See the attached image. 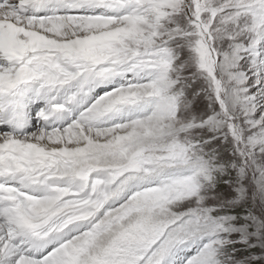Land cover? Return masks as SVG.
<instances>
[{
  "label": "snow or ice",
  "instance_id": "6c2138e0",
  "mask_svg": "<svg viewBox=\"0 0 264 264\" xmlns=\"http://www.w3.org/2000/svg\"><path fill=\"white\" fill-rule=\"evenodd\" d=\"M0 264H264V0H0Z\"/></svg>",
  "mask_w": 264,
  "mask_h": 264
}]
</instances>
